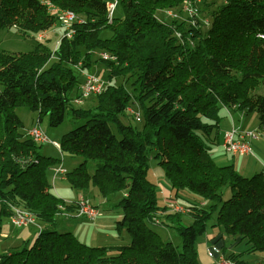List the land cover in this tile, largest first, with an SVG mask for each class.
Returning <instances> with one entry per match:
<instances>
[{"label": "trees", "instance_id": "obj_1", "mask_svg": "<svg viewBox=\"0 0 264 264\" xmlns=\"http://www.w3.org/2000/svg\"><path fill=\"white\" fill-rule=\"evenodd\" d=\"M52 1L81 19L70 38L61 36L55 49L35 43L29 52H0V230L10 205L31 211L43 225L31 242L0 253V264H200L195 242L213 214L220 234L244 244L242 252L227 256L249 264L242 253L264 251V176L244 177L232 163L218 165L210 151L227 108L256 112L264 129V93L251 94L264 84V0H222L205 30L191 25L193 16H157L184 0H115L111 18L106 0ZM194 19L200 22L198 15ZM56 22L40 0H0V28L30 36ZM103 30L110 36L100 37ZM100 51L116 60L94 58ZM97 60L104 61V89L94 95V106L76 108L71 101L82 76L75 64L81 61L89 71ZM133 102L140 127L125 122ZM18 106L36 112L37 122L45 116L52 127L63 122L66 109L82 122L58 140L61 155L83 158L66 181L76 190L96 186L102 197L123 192L116 228L129 233L128 244L93 246L53 229L64 201L49 174L61 160L41 153L15 113ZM150 158L174 197L184 189L193 193L190 224H181L178 214L164 216L178 221L180 250L149 227L165 208L146 178ZM89 160L95 162L92 173ZM225 186L231 196L223 200ZM199 199L207 205L198 207Z\"/></svg>", "mask_w": 264, "mask_h": 264}, {"label": "rangeland", "instance_id": "obj_2", "mask_svg": "<svg viewBox=\"0 0 264 264\" xmlns=\"http://www.w3.org/2000/svg\"><path fill=\"white\" fill-rule=\"evenodd\" d=\"M106 1H109V0H106ZM195 2H196L198 10H200V11H197V15L199 16L200 20L203 23H204V20H207V21L210 22L211 13L213 11L218 10L220 8V6L222 5V0H195ZM168 10L176 12L179 17H182L183 14H184L181 4L179 6H177V7H175V8H171V9H162V10H159V11L157 10L156 14H157V16L160 19H163L165 21V20H168V19L172 18V17H170V16H168L166 14V11H168ZM116 12H119V9H116ZM76 17L78 18V16H76ZM184 20L187 22L186 18ZM56 23H58V22H56ZM207 28H208V25L204 24L202 26L203 30H205ZM36 34L30 35V36H26V35H23V34L19 33L18 31H16L15 28H0V52H6V53H9V54L29 52V51L34 49V47L36 45L35 43H41L42 45L48 46L50 49H55V47L58 44V43H55V41H54L55 39L48 40V36H47L46 39H44L43 41H38L37 38H36ZM109 36H110V32L108 30H103L100 33V37H102V38L109 37ZM92 55H93L94 58L98 57V53H93ZM95 63L97 65V67L95 69V72L96 73L98 72L97 75L99 76V78H101L102 80L106 79L105 78L106 71L105 72L98 71V69H97V68H101V70L104 69V61L97 60ZM120 81L122 82L123 79H121ZM126 86L130 87L128 85V83H126ZM0 90H1V86H0ZM263 93H264V84H259V86H257L253 91H251V94H253V95L263 94ZM95 103H96V98L94 97V95H91L88 99L83 100L79 104L74 103L73 100L71 101V104L74 107L82 108V109L90 108V107L94 106ZM132 107L135 110H139L137 104L133 105ZM15 113L19 117V119L23 122L25 131L28 128H30L31 125H34V124L37 123L38 126H40V128L44 131L46 136L49 138V140H54V141H57V142H58V140L60 139V137L64 133H66L67 131L75 128L76 126H78V125H80L82 123V122H79L78 120H76V119H74L72 117V114L70 113L69 109H66L63 122L61 124H59L58 126H56V127L50 126L48 124L47 118L45 116L42 117V120L40 122H37V113L30 111L25 106L16 107L15 108ZM233 113H236L234 115V118H232ZM228 119L231 120V127L228 130H233V132L236 134V137H239L240 145L245 144L246 146L249 147V149L247 150V147H245L244 149L241 148L239 150L234 151V153H232V152L228 153V152L224 151L223 152L224 154H221L222 157L224 159H230V161H231V157L234 156V158H237V162H238L240 160L241 156L247 157V155H249V150H250L251 151V155L248 158H244V159H248L249 161H251V163H252L251 170L246 171L244 173H240L239 172V174H241L244 177H250V176L253 175L252 170L254 168L264 172V168H263V162L264 161H262V159L264 160V158H263L264 156L262 157L261 155L256 153L251 148V141L254 140V139H255L254 141H257L259 144H262L264 146V129L259 126L258 117H257L256 112L253 111V112L244 113V112H242L240 110H234V109L227 108L226 109V114L222 118V121H221L220 124H222L223 120L224 121L225 120L228 121ZM140 121H136L131 116H129V117H127L125 119L126 123H131L133 126H136V127H140L141 126V122ZM111 129H112L113 133H116L115 129H114V127L112 125H111ZM252 133L253 134H257V137L251 136L250 134H252ZM219 137H223V134L219 133ZM256 139H258V140H256ZM36 143L42 145L41 153L43 155L60 159L61 161L57 165H61V166L63 165L66 168L67 171L72 170L75 166H77L83 160V158L80 155H68V154H62L61 155L60 154V150L58 148H56L51 142H36ZM217 149L218 148L215 147V146L212 147L211 150H212V154L213 155L215 154ZM217 155H219V154H216L214 156V158H215L214 161L218 165H226V163H221L220 161L216 160ZM94 163L95 162L93 160H89L87 162L86 166H87V170H88L89 173L93 172ZM148 164H149V166H148L146 178L156 184L157 198L159 199L160 203L161 202L163 203L164 200L167 199L165 197H167V196L173 197L175 191L171 188L170 184L166 180V178H165V176H164V174L162 172V169L160 168V166L156 162V159L150 158ZM49 178L52 181L55 180L56 178L57 179H61L60 177L53 178L52 170H51V172L49 174ZM64 179L66 181V176L64 177ZM64 183L69 188H71L68 185L67 181L64 182ZM92 188L97 192V187L96 186H92ZM164 188L167 189L166 195L163 194ZM71 189H73V188H71ZM52 190L56 193V191L54 189V183L52 185ZM86 190H85V192H86ZM122 193L123 192H114V193L110 194L108 197H102L101 195H99L96 198H93V197L89 196V199H90L91 202H95L96 204H102V208H103L104 214H106V213L107 214L121 213V215H122L121 208L118 207L115 204L122 197V195H123ZM230 196H231V191H230L228 186H225L222 189V199L226 200ZM192 197H193V193L191 191L187 190V189H184V190L179 191V195L174 200H176V202L178 204L188 205V204H190L192 202ZM100 199L103 202L107 201L108 203L104 204V203H102V201ZM168 201H169V199H168ZM197 202H199V204L201 203L200 204L201 206H203V205L205 206V204H206V201L201 200V199H199ZM58 208H59V206H58ZM64 209L63 210L59 209V212L55 216L56 221H57V219L61 218L59 215H65L66 214L64 217L71 216L68 213H66V211ZM159 213L162 214V212H160V211H159ZM215 216L216 215L213 214L211 216V218L209 219L208 224H207V229H206L205 233L206 232H214V230L216 229V226H212L215 223ZM5 217L6 216H3L2 218L5 219ZM80 218H84V219L88 220L84 216L80 217ZM6 219H7V217H6ZM190 220L192 222V216H188V214H185V215H183V218L181 219L180 223L184 224V225H188V224L191 223V222L189 223ZM59 224H60V220L57 222V225L55 224L53 229H55L58 232H62V231H60L61 229H59V227H56V226H59ZM149 227L153 231L157 232L162 240L171 241L172 244L178 250L181 249V238H180L179 234L177 233V231L174 228L169 227V228L165 229L161 225H157L155 223H151L149 225ZM166 233H169V236H167ZM204 236H205V234L203 233L202 235H200L197 238V240L195 242L196 251H197L198 243L201 240H203ZM79 239L82 240V242H84L83 238L79 237ZM213 242H214V244H212V245H215L216 247L220 248V254L224 258H226V259L234 262L235 264H237V262L235 260H233V259H231V258H229L227 256L228 252L222 251L221 244H220L218 239L213 240ZM2 246L3 245H0V250L2 249ZM240 247H241L240 251L244 250L243 242L240 244ZM242 254H244L243 259L246 260L249 263H251L250 260L254 259V256H251V253L250 254L249 253H242ZM216 261H217V259L214 261L213 264H215Z\"/></svg>", "mask_w": 264, "mask_h": 264}, {"label": "crops", "instance_id": "obj_3", "mask_svg": "<svg viewBox=\"0 0 264 264\" xmlns=\"http://www.w3.org/2000/svg\"><path fill=\"white\" fill-rule=\"evenodd\" d=\"M63 30L64 29L61 27L59 23L54 24L51 28L47 30L48 40L55 39L54 41L55 43H57L61 34L63 33ZM96 67L97 65L95 66V68ZM89 71L92 72V70H89ZM101 71H103V69ZM225 114H226V109H225ZM235 114L236 113H233L232 118H234ZM230 127H231V120L230 119H228V121L223 120L222 124H220L219 133H222L224 136V132L227 131ZM222 140H223V137H218V144L215 145V147H217L218 149L214 155L212 154V150H211L213 159L215 160L214 156L216 154H219L217 155L216 160L220 161L221 163H226V164L232 163L234 165V168L237 170V172L244 173L246 171L251 170V165H252L251 161H249L248 159H244V158H248L250 155H247V157L241 156L238 162H237V158H234V156L231 157V161L230 159H224L222 157L221 154H224L223 153L224 150L221 146ZM254 140L251 141L252 150H254L256 153H258L259 155L263 157L264 156V146ZM262 161L264 160L262 159ZM62 167L66 169L63 165ZM263 168H264V162H263ZM259 172H262L264 176L263 171L257 170L256 168L252 170L253 174L259 173ZM50 182H51V185H53L54 183V189L56 191L57 196L62 198L65 203L74 202L78 200V198L81 196L86 199H89V196L93 198H96L97 196H99L98 191L96 192L92 188V186L88 188L85 192V190L82 191V190H76V189L69 188L64 183L66 182L64 178L63 179L56 178L53 181L50 180ZM166 193H167V189L164 188L163 194L166 195ZM166 202L167 201L165 199L163 203L162 202L160 203V205L161 206L165 205ZM194 202H197V201H194ZM90 203L100 211L99 217L97 216L94 220H90L88 218H87L88 220L84 218H80L83 216L77 215L76 208L73 205L70 206L69 204L65 206L64 210L66 211V213H68L71 216L64 217L66 214L59 215L61 218L57 219L55 224L57 225V222L59 220H60V224L59 226H56V227H59V229H61L60 231L62 232L67 231V232L73 233L78 239L79 237L83 238V241L85 243L89 245H93V246L128 244L130 242L129 233L125 229L119 230L116 228L117 227L116 223L122 216L121 213L104 214L102 204H96L95 202H91V201ZM102 203L106 204L108 202L102 201ZM115 204H117V202ZM200 204L199 202H197L198 207L201 206ZM6 217L5 219L1 218L2 228L0 230V245H3V246H2V249L0 250V253H7L13 247L21 246L25 242H28V243L31 242L32 239L39 233V231L43 227V225L39 224V222H37L34 225H29L26 227H16V226H13L9 222L8 216ZM156 218L158 220L157 225H161L165 229L172 227L171 225L178 223V221L176 222V220L165 218L164 215L161 213H157ZM190 222L191 220L189 221V223ZM204 234L205 236L203 240H201L197 245V256H198L200 264H212L211 259L207 256V249L212 244H214L213 240H216V239L219 240L221 246L224 245L226 247L225 252L239 253L243 251V250L240 251L241 243H238V241L240 240L238 237H228V236L222 235L220 234V230L217 227L214 230V232H206ZM166 235L169 236V233H166ZM251 256H254V259L250 260L251 263L248 262L249 264L264 263V251H258V252L251 253ZM243 257H244V254L241 255L242 259Z\"/></svg>", "mask_w": 264, "mask_h": 264}, {"label": "built area", "instance_id": "obj_4", "mask_svg": "<svg viewBox=\"0 0 264 264\" xmlns=\"http://www.w3.org/2000/svg\"><path fill=\"white\" fill-rule=\"evenodd\" d=\"M41 4L45 7L48 14L53 16L58 23L62 26L63 33L61 36H66L67 38H70L74 30L72 28V24L80 21L81 19L77 18L76 14L70 10V9H64L59 6H57L52 0H42ZM182 9H183V16H193L191 17L192 20L190 21L191 25L194 27H201L205 24L208 25L209 21L204 20V23L200 20L201 24L197 25L196 20L194 19V15H197V5L195 1L191 0H184L182 3ZM116 6V1H108L106 3L108 17L111 18L112 11L114 7ZM166 14L172 18H180L176 12H173L171 10L166 11ZM178 36V34H176ZM60 36V37H61ZM47 37V30H42L36 34V38L38 41H43ZM59 41V40H58ZM57 41V43H58ZM98 57L103 60L107 61H115L116 58L114 55L106 52V51H100L98 52ZM79 71L82 76V82L80 84L79 88V96L76 97L73 102L76 104L81 103L83 100L89 98L91 95H98L100 94L103 89L105 82L99 78L98 75L94 74L91 71H85L81 68V61L77 64ZM134 104H137L136 102H133ZM128 115L133 117L135 120H140V112L139 110H135L132 106L127 107ZM26 134L33 139L35 142H51L56 148L60 149L59 143L54 140H49V138L46 136L44 131L38 126V124L32 125L30 128L26 130ZM251 136L257 137V134H250ZM242 138V137H241ZM247 142V141H246ZM248 143V142H247ZM221 146L225 152H232L244 149L247 147V150L249 149L248 146L245 144L240 145L239 143V137H236V134L233 132V130L225 131L223 140L221 143ZM249 155H251V151L249 150ZM30 160L27 159L25 162H29ZM52 170V176L53 178L60 177L64 178L66 176L67 170L64 169L61 165H56L51 168ZM73 205L76 208L77 215L84 216L90 220H94L97 216L100 215V211L94 207L90 201L84 197H79L78 200L70 203H60L59 209L63 210L65 206L67 205ZM181 206H176L175 210H183ZM10 215L8 216L9 222L16 227H26L29 225H34L37 223L35 215L24 208L18 207V206H12L10 205ZM157 218L153 219V222L157 224ZM208 256L212 257L214 261L217 259L215 264H235L234 262L224 258L220 254V248L216 247L215 245H211L207 249Z\"/></svg>", "mask_w": 264, "mask_h": 264}, {"label": "bare ground", "instance_id": "obj_5", "mask_svg": "<svg viewBox=\"0 0 264 264\" xmlns=\"http://www.w3.org/2000/svg\"><path fill=\"white\" fill-rule=\"evenodd\" d=\"M196 24L197 25H199V24H201V22H199V19H196ZM197 28H201V27H197ZM178 37V36H177ZM79 62V61H78ZM77 64L78 63H76L75 64V68L79 71V68H78V66H77ZM82 68V67H81ZM95 67L93 68V70H92V72L94 73V74H98V72L96 73L95 72ZM98 69V71H101V69H99V68H97ZM80 72V71H79ZM167 199H166V204L165 205H162V206H164L165 208H164V210L163 211H161L162 212V214L164 215V216H166V215H169V214H178V215H181V219H182V216L183 215H185V214H188V216H192V214H191V208H190V206H188V205H182V204H178L177 202H176V200H174L176 197H169V196H167L166 197ZM168 199H169V201H168ZM176 206H181L182 208H184L183 210H175V207ZM181 219H180V222H181ZM175 225V224H174ZM174 225L172 226L173 228H174ZM175 229V228H174ZM176 230V229H175ZM207 256H208V254H207ZM210 259H211V261H212V264L214 263V259L212 258V257H210V256H208Z\"/></svg>", "mask_w": 264, "mask_h": 264}, {"label": "clouds", "instance_id": "obj_6", "mask_svg": "<svg viewBox=\"0 0 264 264\" xmlns=\"http://www.w3.org/2000/svg\"><path fill=\"white\" fill-rule=\"evenodd\" d=\"M41 2V1H40ZM37 124V123H36Z\"/></svg>", "mask_w": 264, "mask_h": 264}]
</instances>
